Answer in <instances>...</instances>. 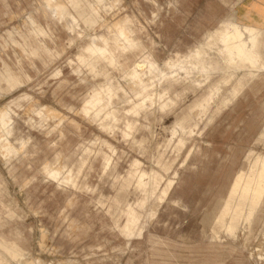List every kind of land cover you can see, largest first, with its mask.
Returning <instances> with one entry per match:
<instances>
[{
  "label": "rangeland",
  "instance_id": "374dc122",
  "mask_svg": "<svg viewBox=\"0 0 264 264\" xmlns=\"http://www.w3.org/2000/svg\"><path fill=\"white\" fill-rule=\"evenodd\" d=\"M262 167L264 0H0V264H264Z\"/></svg>",
  "mask_w": 264,
  "mask_h": 264
},
{
  "label": "bare ground",
  "instance_id": "6f19581e",
  "mask_svg": "<svg viewBox=\"0 0 264 264\" xmlns=\"http://www.w3.org/2000/svg\"><path fill=\"white\" fill-rule=\"evenodd\" d=\"M231 28V34L225 39V42H229L231 44L230 50L233 52V55L242 62H252V37L249 36L251 31L247 28L241 29L237 25H232ZM262 169H264V167H262ZM244 194L251 199L250 206H252L257 200H260L262 195H264L262 191L256 190L251 193L247 192Z\"/></svg>",
  "mask_w": 264,
  "mask_h": 264
}]
</instances>
